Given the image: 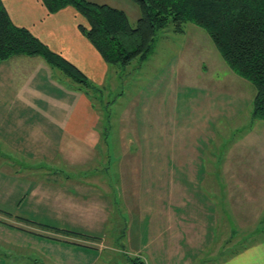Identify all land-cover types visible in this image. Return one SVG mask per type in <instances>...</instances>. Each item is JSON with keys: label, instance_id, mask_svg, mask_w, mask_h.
<instances>
[{"label": "rangeland", "instance_id": "374dc122", "mask_svg": "<svg viewBox=\"0 0 264 264\" xmlns=\"http://www.w3.org/2000/svg\"><path fill=\"white\" fill-rule=\"evenodd\" d=\"M100 2L124 10L132 25L140 15L138 7L130 0ZM184 29V32H174L168 25L159 30L154 50L147 59H136L124 68L110 65V77L105 83H94L97 90L87 89L99 116L97 125L103 132L106 128L108 133V136L102 134L101 155L92 166L103 167L96 172L98 175H93L92 168L83 172L78 170L79 166L70 167L61 162L57 170L59 175L47 177L44 176L47 169L44 162L35 161L32 166L38 164L42 168L30 170L25 168L28 160L20 151L3 146L4 153L8 152L5 157H0V261L26 264L27 258L37 257L43 264H67L71 259L70 253L60 251L58 244L49 246L39 241L31 250L28 245L32 247V242L29 240L20 246L10 243L9 237L15 236L16 231L8 224L12 220L17 221L16 216H23L41 223L33 227L53 234L47 236L52 239L67 235L66 231L72 229L97 228L99 235L104 236L105 249L103 257L94 264H123L124 260L127 262L129 257H133L132 248L148 240L152 215L163 214L165 211L161 207H169V203L176 199L177 195L168 192L179 188L184 192L180 199L184 200L191 195L189 175L185 176L189 171L180 168V161H196L195 166H198L206 160L230 157L228 150L233 157H241L243 146L236 143L249 128L254 87L228 68L203 29L192 23H186ZM203 72L206 74L203 75ZM60 75L68 78L62 73ZM218 92L220 97H217ZM193 102L210 119L202 124L203 127L197 128L196 141L182 124L186 112L193 108ZM215 113L219 114L216 120L220 118L217 126L225 128L226 132L209 138L202 128L207 124L216 127L211 121ZM254 128L261 129L256 123ZM217 132L214 129V134ZM234 141L239 148L235 149V145L234 149L228 148ZM222 163L225 164V161ZM222 163L218 165L222 166ZM211 164L214 165L213 162ZM216 180L218 186H222L224 179L220 177ZM39 183L43 184V197L48 198L43 202L48 203L45 210L34 205L28 208L35 200H31L27 184ZM50 187L53 191L49 190ZM58 194L60 199L68 201L71 197L79 204L89 205L86 210L90 212H95L91 208L104 199L107 204L105 222L90 221V215L79 217L77 209L59 208L64 202H53ZM221 196L220 193L210 195L212 208L219 209ZM53 205L57 208L52 210ZM52 214L53 218H50ZM215 216H219L218 212ZM80 224H83L82 227H73ZM220 226L219 223L215 226L217 232ZM225 227L228 229V226ZM226 236L221 241H218L220 236H216V242L212 243L215 248L203 252L198 261L210 264L263 239L264 226L245 227L232 237ZM130 238L132 242L129 243ZM41 239L47 240L44 237ZM71 261L85 264L81 256Z\"/></svg>", "mask_w": 264, "mask_h": 264}, {"label": "crops", "instance_id": "0c3cea01", "mask_svg": "<svg viewBox=\"0 0 264 264\" xmlns=\"http://www.w3.org/2000/svg\"><path fill=\"white\" fill-rule=\"evenodd\" d=\"M1 2L15 25L27 28L48 48L75 65L92 84H104L106 78L110 77L109 71L112 68L80 32L78 25L87 23L72 6L50 13L42 0ZM58 72L39 57L20 55L0 61V157H5L8 152L6 150L4 153L2 150L5 145L21 152L28 160L25 166L32 167L35 161L44 162V167L47 168L44 176L47 177L54 178L59 175L57 170L61 162L70 167L79 166L78 170L83 172L92 168L93 175H98L96 172H100L103 167H92L101 155L100 142L103 138V130L97 125L98 113L86 90L68 78L65 79L60 75L61 72ZM204 74L206 73L203 72ZM216 94L217 97L221 95L219 92ZM221 109H218V113ZM218 115L215 113L211 121L220 130L210 124L202 128L209 134V138L226 132L225 128L217 126L216 122L220 119L216 120ZM249 119V128L240 136V142L236 143L237 140L228 146L233 148L235 145L237 149L239 147L236 144L242 145L241 157H233L228 150L230 157H218L216 161L206 160L198 166H195L196 161H180V168L189 171L185 176L189 175L191 195L184 200L180 199L184 192L179 191V188L168 192L178 198L176 196V199L169 203V207H161L165 211L163 214L152 215V233L148 234V240L132 248V256L145 259L148 264H201L198 261L199 256L206 250L215 248L212 243L216 242V236H220L218 241H221L226 235L232 237L235 232L245 227L264 226V121L252 116H249ZM208 120L210 119L205 117L200 106L193 102V108L186 112L182 124L194 135L193 141H196L197 128L203 127L202 124ZM255 123L260 130L254 128ZM214 129L218 131L217 134H214ZM219 163L223 165L219 166ZM34 167L36 170L42 168L38 164ZM87 177L93 176H85ZM220 177L224 179L222 186H218L216 180ZM42 185L27 184L31 190V200H35L28 208L34 205L35 208L42 206L40 209L45 210L48 203L43 202L48 198L43 197ZM177 185L178 183L175 186ZM103 187H106L104 183ZM49 190L53 191V188L50 187ZM216 193L222 195L219 199L222 200L219 209L212 208L211 205L210 195ZM59 195L53 201L64 202L59 208L67 206L68 210L77 209L80 211L79 217L90 215V221L105 222L107 204L104 199L91 208L95 212H90L86 210L89 205L79 204L71 197L68 201L60 199ZM54 208L57 207L53 205L52 210ZM217 212L218 217L215 216ZM16 217L17 221L12 220L8 224L14 232L16 231L17 236H10V243L20 246L29 240L32 242V247L28 245L31 250L35 249L39 241L49 246L58 244L60 251L69 252L71 259L81 256L85 264H94L103 257L104 236L99 235L97 228L90 227L86 230L81 226L83 224H80L73 227L82 228L66 231L69 234L64 235L65 237L58 235L52 239L47 236L53 234L33 227L42 225L41 223L29 217ZM50 218H53V214ZM217 223L221 225L218 230L222 231L220 234L215 229ZM225 226H228V229ZM42 237L47 240L41 239ZM46 258H49V253ZM71 259L67 264H74ZM129 263L128 259L123 262ZM0 264L10 263L2 260ZM210 264H264V238L246 245L237 252H230Z\"/></svg>", "mask_w": 264, "mask_h": 264}, {"label": "trees", "instance_id": "16d2710c", "mask_svg": "<svg viewBox=\"0 0 264 264\" xmlns=\"http://www.w3.org/2000/svg\"><path fill=\"white\" fill-rule=\"evenodd\" d=\"M130 1L140 11L134 25L124 10L108 3L42 0L50 13L66 6L80 13L87 23L78 25L80 32L109 66L124 68L136 59H147L154 50L158 31L168 25L179 33L185 31L186 23L200 27L228 68L252 84L251 116L264 121V0ZM20 55L42 58L87 93L89 88H98L75 65L48 48L27 28L15 25L0 0V61ZM103 134L108 136L106 128ZM25 168L36 170L34 166ZM128 260L129 264H148L138 256ZM28 262L43 264L37 257L27 258Z\"/></svg>", "mask_w": 264, "mask_h": 264}]
</instances>
